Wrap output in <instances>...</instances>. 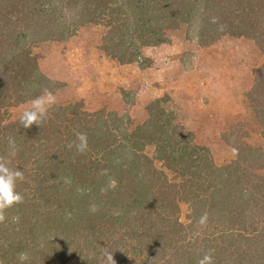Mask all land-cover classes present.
<instances>
[{
  "label": "trees",
  "instance_id": "1",
  "mask_svg": "<svg viewBox=\"0 0 264 264\" xmlns=\"http://www.w3.org/2000/svg\"><path fill=\"white\" fill-rule=\"evenodd\" d=\"M87 26L106 30L99 50L140 69L147 61L143 48L170 43L182 27L197 33L202 46L244 42L253 49L233 57L245 61L257 51L261 61L247 95L251 113L220 136L233 156L217 166L209 149L192 144L193 134L174 122L178 109L168 94L150 101L135 124L126 112L86 113L81 102L52 106L41 127L24 128L20 118L3 123L0 111V155L8 158L13 137L19 151L11 166L25 177L16 183L24 202L5 210L0 224V262L21 264L18 254L27 252L24 264H103L107 250L116 264H197L214 250L215 264H264V183L248 166L264 168V0H0V110L37 97L42 88L51 91L56 82L41 72L40 61ZM256 129L260 139L251 135ZM76 133L88 135L83 155L67 147ZM160 161L162 169L154 167ZM63 177L71 178L70 187ZM109 177L118 186L102 195ZM78 187L85 192L78 194ZM93 203L96 213L89 211ZM243 208L257 210L250 225ZM205 211L208 226L193 236Z\"/></svg>",
  "mask_w": 264,
  "mask_h": 264
},
{
  "label": "rangeland",
  "instance_id": "2",
  "mask_svg": "<svg viewBox=\"0 0 264 264\" xmlns=\"http://www.w3.org/2000/svg\"><path fill=\"white\" fill-rule=\"evenodd\" d=\"M71 15L72 12L66 11L68 21ZM105 31L103 27L80 28L65 42L50 47L51 51L40 61L41 72L56 82L51 90L56 97L55 105L81 102L80 110L86 113L100 109L126 112L135 124L142 122L144 108L150 101L168 94L170 102L178 109L174 122L193 134L191 143L207 147L217 166L229 162L233 153L218 140L223 132L229 135L230 127L235 123L245 122L246 116L249 117L251 113L252 105L248 104L247 95L254 84L252 70L260 67L257 51H253L255 54L250 56L251 59H240L239 62L233 57L237 56L236 52L240 49L251 51L252 47L240 40L228 39L218 40L214 44L207 40L204 44L207 46H202L198 43L197 33L182 27L170 34V43L157 48H143L142 56L147 61L146 66L140 69L135 63H117L98 49ZM188 60L191 67L186 68ZM214 67L219 68L218 73L212 72ZM32 99L16 107L2 106V122L19 119L22 112L31 107L29 101ZM220 103L222 108L219 107ZM251 135L254 139H260L259 129L253 130ZM261 145L264 146V141ZM162 162H155L154 167L162 169ZM261 162L264 163V160ZM248 166L251 173H255L264 183V168L257 163ZM164 172L168 179H173L179 185L182 183L180 176ZM31 190L32 185L29 187ZM262 213L264 215V210ZM185 214L186 208L182 207V221ZM243 214L250 225L257 216V210L243 208ZM220 226L226 227L223 223ZM224 242L231 243L233 240L224 239ZM235 243H232L233 248ZM250 250L246 249V252ZM229 252L235 250L229 247ZM228 264L247 262L236 259L228 261Z\"/></svg>",
  "mask_w": 264,
  "mask_h": 264
},
{
  "label": "clouds",
  "instance_id": "3",
  "mask_svg": "<svg viewBox=\"0 0 264 264\" xmlns=\"http://www.w3.org/2000/svg\"><path fill=\"white\" fill-rule=\"evenodd\" d=\"M215 22V20H213ZM31 107L25 109L20 116V124L24 128H30L32 125L41 127L48 119L49 109L55 105L56 97L47 88L41 89V95L35 97L29 101ZM8 148L10 152L5 155H0V224L5 223L6 215L5 210L12 208L15 205L22 204L24 202V197L21 193L16 191L17 181H23L25 179L23 171L19 170L17 167H12V160L16 157L19 149L16 145L15 139L13 137L7 138ZM69 150L75 149L77 155H83L88 150V135L87 133H76L75 140L70 141L67 144ZM236 152V149H233ZM131 159V157H129ZM101 175H108V170L104 169L101 171ZM63 183L66 186L72 185V180L70 177H63ZM117 181L114 178L109 177L106 186L101 187L100 192L102 195H106L109 190H114L117 187ZM78 194H83L85 189L78 187ZM99 210L98 205L95 203L90 205L89 211L96 213ZM118 214V213H116ZM71 214H69L70 216ZM13 221L18 222L19 217H13ZM209 221V214L205 211L196 221L199 230L193 233V236H200L204 229L207 228ZM214 250H209L203 254V256L197 261V264H215L212 252ZM71 254V250L69 252ZM101 258L103 264H116L113 255L107 250L101 253ZM18 260L21 264L29 260V255L27 252H21L18 254ZM2 264V262H0Z\"/></svg>",
  "mask_w": 264,
  "mask_h": 264
}]
</instances>
